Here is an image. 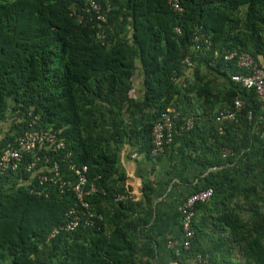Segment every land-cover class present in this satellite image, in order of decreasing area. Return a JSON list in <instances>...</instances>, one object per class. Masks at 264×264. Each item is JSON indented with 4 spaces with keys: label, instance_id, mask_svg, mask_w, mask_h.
Masks as SVG:
<instances>
[{
    "label": "trees",
    "instance_id": "trees-1",
    "mask_svg": "<svg viewBox=\"0 0 264 264\" xmlns=\"http://www.w3.org/2000/svg\"><path fill=\"white\" fill-rule=\"evenodd\" d=\"M90 1L101 5L107 22ZM180 2L182 10L167 0H0V146L36 128L66 144L60 151L38 148L45 156L34 172L26 167L31 152L19 169L0 172V264H154L141 246L149 207L133 196L119 158L123 144L152 157L153 127L164 112L179 114L173 146L186 141L194 159L220 167L193 192L213 187L223 206L236 199L245 213L249 205L250 227L242 221L238 237L246 261L220 263L264 264V103L254 88L232 80L242 71L226 59L250 53L264 68V0ZM188 56L194 65L183 63ZM237 96L244 111L220 132L216 117ZM189 119L193 127L182 129ZM224 147L234 155L222 157ZM56 160L69 181L64 191L38 181L42 167ZM73 164L86 166L98 187L88 197L97 216L52 236L77 204ZM171 173L178 175L175 166ZM117 193L132 197L117 201ZM195 238L180 254L169 249L171 260L186 264L203 251Z\"/></svg>",
    "mask_w": 264,
    "mask_h": 264
},
{
    "label": "crops",
    "instance_id": "crops-1",
    "mask_svg": "<svg viewBox=\"0 0 264 264\" xmlns=\"http://www.w3.org/2000/svg\"><path fill=\"white\" fill-rule=\"evenodd\" d=\"M260 118L264 119V108L261 110ZM185 144L186 141L177 140L169 151L159 157L152 154V157H149L129 144H123L121 147L119 163L128 177L127 184L132 187L133 196L149 207L147 217L150 221L144 226L141 246L144 258L153 260L154 264L156 262L174 264L167 241L172 238L180 240L183 238L181 202L193 192L195 186L205 183L204 178L210 171L220 168L218 166L207 168L198 162L194 159L192 150L185 147ZM174 166L178 170L175 177L171 173ZM236 202L234 199L229 206L234 207V213L228 211L229 208L223 206L219 198L214 197L199 202L195 209L194 220L197 226L195 244L200 250L213 251L219 264L224 258H230L237 263L246 261L241 250L245 240L240 243L238 237L243 229L240 223L245 222L247 229L250 227L251 212L248 203L244 213L243 208ZM223 207L227 212L221 216L218 210ZM148 227L152 228L151 231ZM185 260L186 264H196L195 258L191 256Z\"/></svg>",
    "mask_w": 264,
    "mask_h": 264
},
{
    "label": "built area",
    "instance_id": "built-area-1",
    "mask_svg": "<svg viewBox=\"0 0 264 264\" xmlns=\"http://www.w3.org/2000/svg\"><path fill=\"white\" fill-rule=\"evenodd\" d=\"M167 1L171 4L174 10H182L180 0ZM89 8L95 12L96 17L101 24H103V22H107V15L101 12L100 4L95 1H90ZM110 8L111 7L109 6L108 9ZM177 30L181 32L179 28H177ZM97 33L99 38L105 37L104 29H99ZM196 40H198V37H196ZM226 59H235L236 65L243 70L241 73L232 74V80L247 88H254L257 96L261 102L264 103V68L257 64L250 53H232L226 56ZM183 63L188 66L194 65L189 56L184 59ZM244 108L245 100L240 96H237L233 102L226 103L216 117L217 122L220 124L219 131L224 132L223 126H221L224 122H237L239 116L243 113ZM178 116V113L172 114L164 112L154 125L152 131V154L154 156L163 155L173 146L177 132L175 130V119L177 120L179 118ZM248 118L250 120L253 119L252 111L248 112ZM193 125V119H189L181 128L189 130L193 127ZM262 136L264 137V128L262 130ZM42 147L50 151H60L66 147V144L64 140L57 137L55 132H52L49 129L36 128L27 130L23 134L18 135L13 142H8L7 144L0 146V172L3 173L8 170L19 169L24 164V157L28 152L33 153L34 158L26 164V167L28 171L34 172L37 168V164L40 163L42 158L45 156H41L36 153V150ZM70 155L71 153L69 152L67 157ZM231 155H234V152L230 148L224 147L222 149V157L228 158ZM42 168L47 169V171H42L39 174V184L43 186L53 184L64 191L69 181L63 176L59 161L56 160ZM72 169L77 174V180L71 187L76 197L77 204L68 211L70 220L59 227H55L52 236H54L57 231L62 228L65 230H73L83 220L88 224H92L94 222L93 218L97 216L96 213L91 210V203L88 200L89 196L98 191L96 183L89 180L86 166L79 169L75 164H73ZM34 192L37 194L43 193L42 189H36ZM213 195V187H207L190 193L182 200L180 210L182 212L181 224L183 228V238L181 240L178 238L169 239L167 241V247L169 249L175 250L176 254H180L182 250L190 248L191 239L195 236V229L193 227V207L198 202H205L209 200L213 197ZM130 197L132 196L125 193H117L115 195V199L117 201H123ZM98 217L101 219L103 218L102 214H99ZM195 263L212 264L210 254L198 251L195 255Z\"/></svg>",
    "mask_w": 264,
    "mask_h": 264
},
{
    "label": "clouds",
    "instance_id": "clouds-1",
    "mask_svg": "<svg viewBox=\"0 0 264 264\" xmlns=\"http://www.w3.org/2000/svg\"><path fill=\"white\" fill-rule=\"evenodd\" d=\"M237 67H238V66H237ZM238 68H239V67H238ZM239 69H240V68H239ZM240 70H241V69H240ZM241 71L243 72V70H241ZM171 148H172V147H171ZM171 148H170V149H171ZM170 149H169V150H170ZM167 151H168V150H167ZM167 151H166V152H167ZM214 167H216V166H214ZM187 196H188V195H187ZM183 199H184V198H183ZM165 264H167V263H165ZM174 264H178V263H177V262H174Z\"/></svg>",
    "mask_w": 264,
    "mask_h": 264
}]
</instances>
